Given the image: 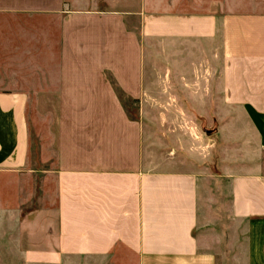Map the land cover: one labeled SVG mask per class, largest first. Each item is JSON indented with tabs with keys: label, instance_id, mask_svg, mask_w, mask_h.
Wrapping results in <instances>:
<instances>
[{
	"label": "crops",
	"instance_id": "0c3cea01",
	"mask_svg": "<svg viewBox=\"0 0 264 264\" xmlns=\"http://www.w3.org/2000/svg\"><path fill=\"white\" fill-rule=\"evenodd\" d=\"M151 107L184 128L239 108L243 230L219 263L264 264V0H0V245L26 264H217L195 138L170 133L182 167L150 161Z\"/></svg>",
	"mask_w": 264,
	"mask_h": 264
},
{
	"label": "rangeland",
	"instance_id": "374dc122",
	"mask_svg": "<svg viewBox=\"0 0 264 264\" xmlns=\"http://www.w3.org/2000/svg\"><path fill=\"white\" fill-rule=\"evenodd\" d=\"M129 109L135 111L133 106ZM160 110L161 108L156 107L148 108L151 121L147 123V133L149 142L153 143L152 149L149 150V159L162 167H182L180 163L177 165L176 162L189 158L186 149L190 145L187 144V139H172L170 133L172 130L176 131V134L181 137L184 132L186 134V131H189V134L194 136L198 157L195 163L207 177L204 179L201 189L203 200L200 221L204 223V232L199 233V238L206 250L214 253L217 264H220L221 254L230 258V255L235 253L227 248L226 244L230 241L232 233L231 238L234 241L237 226L239 230H243V226L241 227L239 223L236 224L233 221L230 210L229 181L225 178V174L239 173V108L229 107L222 121L215 123L205 122V115L197 114L198 120L193 124H185V128L167 122L171 121V118L161 115ZM200 111H204L203 108ZM220 127L222 129L221 137L218 134ZM212 128L217 130L213 139L208 138L210 133L207 131ZM212 144L217 146V149L213 151L212 155H204L205 145L209 147ZM243 235L240 233L239 242L245 241V235ZM0 264L26 263L21 252L0 245Z\"/></svg>",
	"mask_w": 264,
	"mask_h": 264
}]
</instances>
